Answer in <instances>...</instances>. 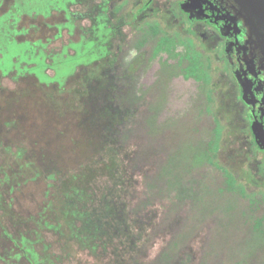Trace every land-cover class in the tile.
Segmentation results:
<instances>
[{
    "label": "trees",
    "instance_id": "trees-1",
    "mask_svg": "<svg viewBox=\"0 0 264 264\" xmlns=\"http://www.w3.org/2000/svg\"><path fill=\"white\" fill-rule=\"evenodd\" d=\"M81 1L18 0V5L30 14L45 16L63 10L75 21L70 6ZM94 12L92 8L82 15L91 17L93 25L55 52L48 51L46 44L18 41L15 30L5 22L0 27V69L14 73L15 78L32 74L39 83L55 84L64 91L80 67L115 52L117 37L124 46L121 54L131 49L151 54L171 34L147 27L127 40L124 34L108 31L106 14L99 11L95 16ZM185 38L188 50L182 55L172 48L168 51L177 60L161 63L159 77L147 94L136 95L131 87L125 96L129 106H141L123 128V146L134 148L121 169L112 159L113 183L98 193L94 186L88 190L83 181L68 187L66 177H58L50 203L55 218L44 225L60 235L62 261L86 251L94 264H264V196L240 191L237 176L218 161V145L202 132L205 127L218 130L219 120L209 109L211 89L176 124L153 131L151 104L161 96L163 82L175 76L199 79L213 65L209 56ZM7 150L21 163V149ZM41 175L44 172L32 161L22 162L13 173L18 182ZM95 179L89 181L94 184ZM40 237L37 234L26 248L31 263L57 264L49 245L41 250L34 247L44 241ZM160 241L164 244L152 256Z\"/></svg>",
    "mask_w": 264,
    "mask_h": 264
},
{
    "label": "rangeland",
    "instance_id": "rangeland-1",
    "mask_svg": "<svg viewBox=\"0 0 264 264\" xmlns=\"http://www.w3.org/2000/svg\"><path fill=\"white\" fill-rule=\"evenodd\" d=\"M159 1L163 5V20L170 24L172 16L165 6L167 0ZM11 2L2 0L0 15L8 10ZM170 3L175 11L176 2ZM72 8L85 9L82 5ZM176 16L184 20L186 27L192 24L178 11ZM61 21H65L63 12L47 19L26 17L21 26H36L37 29L31 28L28 37L45 41L48 51L55 52L81 36L78 28L73 34L63 29L62 36L57 37L56 24ZM81 23L89 25L90 21ZM180 26L183 27L182 23ZM185 37L183 32L171 33L168 41L161 40L151 54L137 49L121 54L124 46L117 37L115 52L92 65L80 67L67 80L64 91L55 84L39 83L34 76L20 80L0 77V264H32L26 248L32 246L30 241L37 234L44 241L33 243L34 247L41 250L49 245L57 264H94V257L86 251L62 261V239L44 225L55 218L50 204L55 184L59 176H65L68 187L81 185L83 181L88 190L94 186L100 193L113 183L112 161H117L121 169L127 162L126 154L134 148L132 144L123 146V128L134 120L141 106V103L129 106L125 96L131 87L136 95L147 94L159 77L161 63L177 60L168 51L172 48L182 55L188 50ZM214 44L215 39L210 38L206 46L211 49ZM208 88L212 91L209 109L219 124L216 132L205 127L204 137L218 145V161L237 176L241 192L264 196V164L260 165L261 174L259 159L255 157L257 148L250 149L241 105L224 70L218 69L215 63L199 79L178 76L163 82L160 99L151 104L155 112L151 120L153 131L176 124ZM9 148L21 149V163L32 161L44 175L18 182L13 173L20 170L21 163L9 156ZM93 176H96L94 184L89 181ZM163 244V241L155 244L152 256Z\"/></svg>",
    "mask_w": 264,
    "mask_h": 264
},
{
    "label": "flooded vegetation",
    "instance_id": "flooded-vegetation-1",
    "mask_svg": "<svg viewBox=\"0 0 264 264\" xmlns=\"http://www.w3.org/2000/svg\"><path fill=\"white\" fill-rule=\"evenodd\" d=\"M113 1L115 0H83L73 4L70 10L76 13V20L72 21L63 10H53L49 16L30 14L19 7L18 0H12L8 10L0 15V27L7 22L12 30H15L14 37L18 41L47 45L45 41L28 37L31 28L37 29V27L21 26L24 18L47 19L56 13L63 12L65 21L56 24L57 37H61L63 29H67L69 33L73 30L75 33L80 28L82 33L84 28L92 26L91 17L82 15L95 8V16H98L99 11L106 14L108 31L124 34L127 40L147 27H154L158 31L167 33L183 32L187 38H190L191 44L194 43L198 50L205 53V56H209L218 69L224 70L235 97L241 105V114L249 132L250 149L257 148L258 154L255 157L259 159V173L263 174L260 165L264 164V148L260 147L258 140L264 145V54L257 43L256 36L252 34L244 17L239 13L236 1L167 0L165 6L168 7L172 16L170 24L163 20V5L159 0H118L112 4ZM170 2H176L175 11ZM76 5H82L85 9H73L72 7ZM176 11L186 16L189 22L191 21L190 27H186L184 20L176 16ZM156 12L159 13L156 14ZM84 20L90 21L89 25H83L81 22ZM181 23L183 27L180 26ZM210 38L215 39V44L208 49L206 43ZM1 55L0 53V57ZM6 76L20 80L34 75L25 74L15 78L14 73L5 74L0 69V77Z\"/></svg>",
    "mask_w": 264,
    "mask_h": 264
},
{
    "label": "water",
    "instance_id": "water-1",
    "mask_svg": "<svg viewBox=\"0 0 264 264\" xmlns=\"http://www.w3.org/2000/svg\"><path fill=\"white\" fill-rule=\"evenodd\" d=\"M239 13L244 17L252 34L256 36L258 45L264 54V0H235ZM254 128V126H253ZM261 148L264 145L258 140Z\"/></svg>",
    "mask_w": 264,
    "mask_h": 264
}]
</instances>
